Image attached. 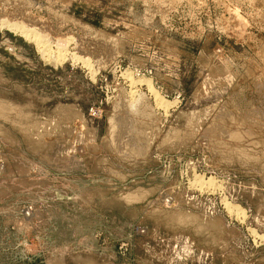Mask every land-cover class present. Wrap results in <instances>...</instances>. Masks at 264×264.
Wrapping results in <instances>:
<instances>
[{"label":"rangeland","instance_id":"374dc122","mask_svg":"<svg viewBox=\"0 0 264 264\" xmlns=\"http://www.w3.org/2000/svg\"><path fill=\"white\" fill-rule=\"evenodd\" d=\"M0 20V264H264V0Z\"/></svg>","mask_w":264,"mask_h":264},{"label":"bare ground","instance_id":"6f19581e","mask_svg":"<svg viewBox=\"0 0 264 264\" xmlns=\"http://www.w3.org/2000/svg\"><path fill=\"white\" fill-rule=\"evenodd\" d=\"M3 19V18H2ZM7 20V19H6ZM0 22H1V20H0ZM3 22H4V20H3ZM2 22V23H3ZM9 21H5V25L6 26H3V27H10L11 29H13L15 32L16 31H18L19 32V34L20 35H22L25 39H32V40H34V41H37V44H40L41 43V40H40V35L36 32V31H33V29L32 30H28V29H30V28H28L27 27V29L24 27V26H22V22L19 24V22L20 21H18V23H8ZM13 22V21H12ZM15 22H16V20H15ZM1 23V24H2ZM4 24V23H3ZM1 26V27H2ZM31 27V26H30ZM32 28V27H31ZM44 37V36H43ZM61 39V38H60ZM106 41V40H105ZM46 42V41H45ZM44 44H45V46H46V43H42V45H38L39 46V48L41 47V49H40V51L42 50V52L44 51V53L43 54H47V49L49 48L48 46H47V49H46V47L44 46ZM37 46V47H38ZM60 48V47H59ZM39 50V49H38ZM49 50H50V48H49ZM39 51V52H40ZM51 54V53H50ZM50 54H48V55H50ZM52 55H54L53 53H52ZM46 57V56H45ZM51 58V57H50ZM54 58H55V60H62V59H64L65 58V54L63 53V52H61L60 50L59 51H57L56 53H55V55H54ZM86 62H87V60H86ZM87 64V63H86ZM141 79V78H140ZM140 83V82H139ZM133 84V83H132ZM148 87H149V89L150 90H152V92L154 93V95H156V92L153 90V88L151 87V85H150V82H148ZM140 94V93H139ZM157 97H158V95H156ZM138 99V98H137ZM156 99V98H155ZM132 100V99H131ZM157 100H159V99H157ZM133 101V100H132ZM136 102V101H135ZM161 102V101H160ZM163 102V101H162ZM159 103V102H158ZM164 103H166V102H164ZM129 104V103H128ZM134 104V103H133ZM168 105H169V102H168ZM157 106V105H156ZM167 106V105H166ZM128 108V107H127ZM167 108V107H166ZM131 110V109H130ZM137 115V114H136ZM125 116H128V115H125ZM133 118V117H132ZM148 118V117H147ZM126 119H127V117H126ZM129 121H130V118L128 119ZM128 120H127V122H128ZM115 122H114V124L116 123V121L117 120H114ZM121 122V121H120ZM132 122H134V121H132ZM113 123V122H112ZM129 123V122H128ZM131 123V122H130ZM113 124V125H114ZM116 125V124H115ZM123 125V124H122ZM125 125V124H124ZM120 126V125H119ZM122 127V126H121ZM137 127V126H136ZM144 127V126H143ZM120 128V127H119ZM127 128H128V125H127ZM135 128V127H134ZM125 129V128H124ZM115 130V129H114ZM134 130V129H133ZM135 130H136V128H135ZM117 130H115L114 132H116ZM122 132V131H121ZM126 133V132H125ZM114 135V134H113ZM119 135V134H118ZM126 135V134H125ZM116 136V135H115ZM135 136V135H134ZM113 138H114V136H113ZM116 138V137H115ZM135 138V137H134ZM120 139V138H119ZM125 139V138H124ZM116 141V140H115ZM118 141V140H117ZM120 142V141H119ZM124 142V141H123ZM127 143V142H126ZM137 145V144H136ZM129 147H130V145H129ZM128 147V148H129ZM138 147V146H137ZM140 147V146H139ZM127 148V149H128ZM132 148V147H131ZM134 148V147H133ZM131 150V149H130ZM133 150V149H132ZM135 151V150H134ZM126 152V151H125ZM133 152V151H132ZM135 152H137V151H135ZM128 153V152H127ZM130 154V153H129ZM197 179V178H196ZM202 181V180H201ZM208 181V180H207ZM209 182V181H208ZM197 183V182H196ZM210 183V182H209ZM206 186V185H205ZM227 206V205H226ZM228 207V206H227ZM229 209L230 208H232L231 206H229L228 207ZM237 208V207H236ZM239 209V208H238ZM236 212V211H235ZM239 212V211H238Z\"/></svg>","mask_w":264,"mask_h":264}]
</instances>
